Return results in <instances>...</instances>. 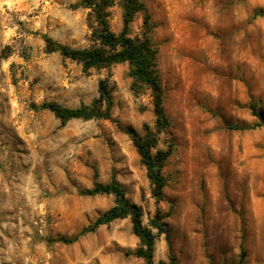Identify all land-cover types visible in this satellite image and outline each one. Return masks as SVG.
<instances>
[{
    "label": "rangeland",
    "instance_id": "obj_1",
    "mask_svg": "<svg viewBox=\"0 0 264 264\" xmlns=\"http://www.w3.org/2000/svg\"><path fill=\"white\" fill-rule=\"evenodd\" d=\"M79 1L0 0V264H143L128 217L69 244L55 241L114 204L112 194L80 193L110 181L141 207L144 225L156 210L169 212L167 233L155 236V263L264 264L263 240L248 219V205L264 199V125L255 126L250 108L264 111V0H141L169 120L157 141L171 145L158 202L125 132L153 127L149 89L132 91L126 62L84 70L46 48V38L95 44V22ZM112 2L107 21L117 33L122 0ZM141 26L137 13L131 35ZM103 79L112 89L110 119L61 124L40 107L88 105Z\"/></svg>",
    "mask_w": 264,
    "mask_h": 264
},
{
    "label": "trees",
    "instance_id": "obj_2",
    "mask_svg": "<svg viewBox=\"0 0 264 264\" xmlns=\"http://www.w3.org/2000/svg\"><path fill=\"white\" fill-rule=\"evenodd\" d=\"M112 0H80L78 5L88 8L95 22L92 35L95 44L89 48H71L61 45L50 38H46L48 51H58L65 57L73 59L82 65L84 70L91 68H108L117 63L128 64V74L131 77V89L138 94L144 89H149L154 123L150 127L147 123L142 126V133L131 128H126L141 163L146 169V175L151 183V193L155 200L161 201L164 197L163 188L166 185L162 169L166 159L171 153V145L167 149L157 147L158 135L168 127L169 120L163 107V90L157 69V48L151 41V32L154 28L151 16L141 0H122V26L119 32H113L108 24L107 8L112 5ZM137 13L142 14V26L139 34L131 35L130 24ZM113 106L112 89L108 81L103 79L98 83V96L88 105H80L75 108L62 106L57 102H45L41 104L42 109L51 111L61 124L74 118H111ZM252 113L259 119L256 127L264 125V111L256 112L253 106ZM231 129H243L241 126H228ZM83 195L112 194L114 204L98 216L91 224L84 227L77 234L67 237L58 236L55 241L69 244L76 241L79 236L93 232L101 225L107 224L115 219L128 217L132 232L139 239V247L134 255L144 260L143 264H177L174 258L168 261L153 260L155 236L167 233L164 219L169 212L161 213L156 210L149 219L148 226L142 222V209L136 203L130 201L123 189L114 181L108 183H94L90 188L80 190ZM155 230V232H154ZM244 240L240 243V262L244 258ZM239 264V263H238Z\"/></svg>",
    "mask_w": 264,
    "mask_h": 264
},
{
    "label": "crops",
    "instance_id": "obj_3",
    "mask_svg": "<svg viewBox=\"0 0 264 264\" xmlns=\"http://www.w3.org/2000/svg\"><path fill=\"white\" fill-rule=\"evenodd\" d=\"M248 219L252 222V229L257 233L258 238L263 240L264 247V199L248 205Z\"/></svg>",
    "mask_w": 264,
    "mask_h": 264
}]
</instances>
